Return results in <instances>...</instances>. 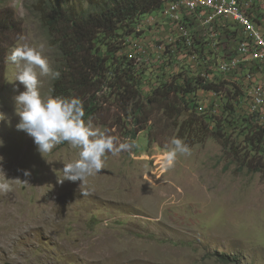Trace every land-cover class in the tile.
<instances>
[{
    "label": "rangeland",
    "instance_id": "obj_1",
    "mask_svg": "<svg viewBox=\"0 0 264 264\" xmlns=\"http://www.w3.org/2000/svg\"><path fill=\"white\" fill-rule=\"evenodd\" d=\"M82 1L0 0V9L13 10L23 29L19 38L12 37L15 44L8 43L7 57L19 44H43L50 66L62 75L66 63L45 26L43 10L47 2L79 10ZM171 1L165 0L162 10ZM200 28L197 38L204 43L190 50L161 12H153L123 26L113 39L121 50L109 56V65L116 56L115 63L128 71L138 104L145 107L152 91L166 83L183 85L184 79L199 76L228 83L220 93L201 89L185 99L235 149L226 150L211 137L190 146L191 154L178 156L170 169L161 167V155L178 129L168 112L154 111L146 125H136L131 108L126 113L104 89L97 96L98 114L85 122L137 146L132 154L106 153L104 167L82 182H58L64 165L79 159V150L63 143L42 155L33 139L17 129L14 97L24 87L15 81L16 65L7 60L0 89V113L6 117L0 121L5 174L0 182L9 179L10 188L0 191V264H221L217 253L239 264H264V174L240 168L245 156L264 164V144L252 146L246 140L257 125L250 114L264 124V100L258 109L246 100L248 90L257 92L262 83L209 71L219 62L218 51L210 52ZM209 44L215 46L216 39ZM101 55H107L105 47ZM61 75L40 78L43 99L54 96ZM138 127L143 130L133 136Z\"/></svg>",
    "mask_w": 264,
    "mask_h": 264
},
{
    "label": "trees",
    "instance_id": "obj_2",
    "mask_svg": "<svg viewBox=\"0 0 264 264\" xmlns=\"http://www.w3.org/2000/svg\"><path fill=\"white\" fill-rule=\"evenodd\" d=\"M164 4L165 0H83L82 7L75 10L74 7L64 8L59 2H47L43 10L45 26L66 63V71L55 85L54 96L79 98L84 109L83 119L86 121L98 114L97 96L104 89L111 90L121 109L128 113L131 108L132 116L137 118L134 122L136 125H146L154 111H163V114L168 112L169 118L178 129L177 137L185 138L189 146L203 143L212 137L224 149L233 150L235 144H230L225 133L208 127L202 117L193 113L185 99L188 94L201 89L220 93L226 89L225 84H228L225 80L218 83L199 76L196 79H184L183 85L176 82L166 83L152 91L145 107L144 104H138V93L134 89L133 80L128 76L127 70L115 63L116 56L112 66L108 64L109 56L116 55L121 50L116 44L117 40H113L118 31L123 26L129 27L131 22L140 17L161 11ZM22 33V25L14 16L13 10L0 9V89L4 88L6 81L8 48L16 42L12 37L17 35L16 38H19ZM221 40L228 47L235 44L229 35H222ZM9 42L12 43L8 45ZM198 43L202 45L204 40L201 42L197 38L196 44ZM103 47L106 48L107 55H101ZM230 56L232 57L231 54ZM238 88L240 89L236 87V92ZM227 95L230 100L236 98L231 90L227 91ZM186 113H189L188 117L179 123V118ZM250 115L257 125L246 140L250 145L260 147L264 144V124L257 114ZM142 130L138 127L133 136ZM240 168L264 174V164L256 156H245ZM214 256L221 264H239L236 258L227 254L217 253Z\"/></svg>",
    "mask_w": 264,
    "mask_h": 264
},
{
    "label": "clouds",
    "instance_id": "obj_3",
    "mask_svg": "<svg viewBox=\"0 0 264 264\" xmlns=\"http://www.w3.org/2000/svg\"><path fill=\"white\" fill-rule=\"evenodd\" d=\"M44 45L38 47L28 44H19L12 48L11 54L6 58L17 67L15 81L24 87V91L14 97L16 102V115L19 116L17 129L24 131L31 137L38 151L43 155L49 153L59 144L68 143L79 150V159L74 163L64 165L63 179L76 182L83 181L88 175L99 172L104 167L106 153L118 155L121 152L132 154L137 146L135 141H121L119 137L106 131L94 129L84 119L82 103L79 98H65L49 96L46 100L41 97L39 90L41 77L59 79L61 73L54 70L43 54ZM257 102H261L257 100ZM6 117L0 113V121ZM3 141L0 140V147ZM190 146L181 138L170 137L164 146L161 155V167L170 169L174 167L178 156L190 155ZM3 157H0L2 165ZM0 175L5 177L3 168ZM24 176L30 172L24 171ZM9 179L0 182V191H8ZM28 183L27 180L23 181Z\"/></svg>",
    "mask_w": 264,
    "mask_h": 264
},
{
    "label": "built area",
    "instance_id": "obj_4",
    "mask_svg": "<svg viewBox=\"0 0 264 264\" xmlns=\"http://www.w3.org/2000/svg\"><path fill=\"white\" fill-rule=\"evenodd\" d=\"M160 12L190 50L197 45L201 27L210 52L216 47L219 56L209 71L262 83L261 91L248 90L246 98L264 100V0H173ZM222 35L232 37L235 44L228 47ZM210 39H216L215 46Z\"/></svg>",
    "mask_w": 264,
    "mask_h": 264
},
{
    "label": "bare ground",
    "instance_id": "obj_5",
    "mask_svg": "<svg viewBox=\"0 0 264 264\" xmlns=\"http://www.w3.org/2000/svg\"><path fill=\"white\" fill-rule=\"evenodd\" d=\"M244 81V80H243ZM249 82H252V83H255L254 81H249ZM254 88V87H253ZM262 90V86L260 87V89L258 91H261ZM250 92H252V90H250ZM249 98H246V100H248ZM251 100V104L253 105V107L255 108H259V106H261L263 104V100H261V103H258L257 100H259V98H252L250 99ZM264 107V106H263Z\"/></svg>",
    "mask_w": 264,
    "mask_h": 264
}]
</instances>
